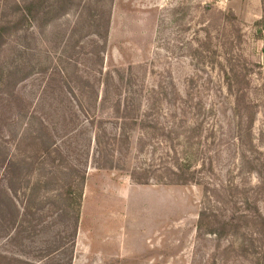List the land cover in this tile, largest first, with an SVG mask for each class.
<instances>
[{"label":"rangeland","instance_id":"1","mask_svg":"<svg viewBox=\"0 0 264 264\" xmlns=\"http://www.w3.org/2000/svg\"><path fill=\"white\" fill-rule=\"evenodd\" d=\"M1 25L0 264H264V0H0Z\"/></svg>","mask_w":264,"mask_h":264},{"label":"trees","instance_id":"2","mask_svg":"<svg viewBox=\"0 0 264 264\" xmlns=\"http://www.w3.org/2000/svg\"><path fill=\"white\" fill-rule=\"evenodd\" d=\"M57 1H59V0H57ZM18 9L21 10L20 8H18ZM33 10H34V7H31V6L26 7L25 6L24 9L21 10L23 12L22 19L28 21V19H29L28 16L35 17V15L33 13ZM6 28H7L6 25H1V27H0V36L3 35V33H4ZM54 110H57V112H58V108H55ZM42 118L43 117H39L37 114L33 115L31 113L29 115V118L27 119L26 123L24 124L25 125V130L29 131V132L32 131V133H34L33 132L34 124H36V122H39L40 124L44 123V120ZM38 133H44V132H38ZM30 138H31L30 141L33 140V139H35V140L37 139V138H34V137L32 138V136H30ZM37 140L39 141V139H37ZM27 142H29V141H27ZM44 143L45 142L41 143L40 146L36 145L37 146L36 150L40 151V149H41V152H44V150L48 151L51 145H48L46 148H44V147H42ZM34 148H36V147H34ZM99 153H101V150L99 151ZM4 156H5V161L4 160L3 161H4V165H5V172L9 173L11 171V165H12L13 161H11L10 158H8V153H5ZM189 166H190V160L187 159L184 162V165L179 168V172H174L171 169V172L175 176V179L173 178L172 180H177L176 183H187L189 181V179L186 177V172H187ZM183 173H184V175H183ZM158 180L160 182H162L161 178H158ZM134 182H136V183H149L150 182V178H147V180H144V181H139L136 177H134ZM7 184L8 185L5 188L4 187L0 188V197L4 198V204H2V207H0V214L2 215V219H1L2 224H1V226L3 227L4 225H6L7 230L10 231V227H9L10 223L13 222V225L16 224V222L18 220V217L20 216V212L21 211L18 208V206L16 205L15 197H14L15 194L17 193L18 189L15 186L12 185V181H11V183H7ZM43 185H45V184L44 183H35L34 186L29 187L30 188V193H29V199H28L29 202H27L28 205H27L26 215H27V213L36 215V212H34V211L35 210H39V208L41 210V207H36L34 202H35L36 195H38V192H39L40 188ZM45 186L47 188V183H46ZM43 188H44V186H43ZM69 191L70 192L68 193L69 194L68 198L74 197V199H75L76 197H80L83 194L82 190L79 191V192L73 190L72 189V184L69 186ZM71 205H72V203L70 204V206ZM80 207H81V203L80 204H76L74 213H75L77 218L79 217V214H80ZM69 211H70V209H68V205H67V208L64 209V212L69 213ZM10 216H11V219H9Z\"/></svg>","mask_w":264,"mask_h":264}]
</instances>
